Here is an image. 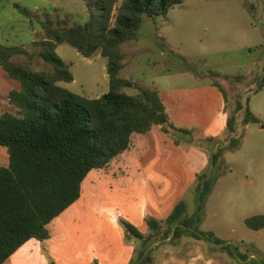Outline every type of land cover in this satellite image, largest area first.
Here are the masks:
<instances>
[{"label":"rangeland","instance_id":"1","mask_svg":"<svg viewBox=\"0 0 264 264\" xmlns=\"http://www.w3.org/2000/svg\"><path fill=\"white\" fill-rule=\"evenodd\" d=\"M16 5L32 16L20 13ZM46 17L70 26L88 19L84 0H1L0 47L36 54L34 43L45 37ZM121 51V77L158 90L171 123L193 134H165L161 127L134 134L129 151L109 168L88 175L80 200L48 226L49 240L28 242L5 264H127L142 247L129 239L123 223L148 236L147 221L166 220L181 202L192 216L198 180L205 174L214 181L201 215L202 229L264 259V229L254 232L245 224L264 215V89L257 93L264 68V0H185L166 19H145L137 39ZM56 54L74 77L63 87L89 99L109 92L107 60L100 53L88 59L63 44ZM14 61L24 63L26 58ZM42 66L38 58L33 60L34 70L42 71ZM18 89L19 82L0 68V117L13 113L8 96ZM248 101L260 123L245 126L244 111L237 107L240 102L246 108ZM232 115L234 135L227 130ZM232 137L242 139L241 146L227 152L214 169L212 153L228 146ZM208 138L215 142L207 144ZM9 164L7 149L0 147V167Z\"/></svg>","mask_w":264,"mask_h":264},{"label":"trees","instance_id":"2","mask_svg":"<svg viewBox=\"0 0 264 264\" xmlns=\"http://www.w3.org/2000/svg\"><path fill=\"white\" fill-rule=\"evenodd\" d=\"M184 1L84 0L88 19L83 23L70 26L60 18L56 22L45 18V37L34 43L36 54L22 47H0V68L20 84V89L8 96L13 113L0 117V147L7 149L10 158L8 167H0V264H5L29 241L48 240V226L79 201L88 175L110 167L129 151L134 134H147L154 127H161L165 134H193L171 123L158 90L121 77L122 46L137 39L145 19H166L169 11ZM15 7L23 15L32 16L27 9ZM63 44L88 59L97 53L107 59V94L89 99L62 86L74 81L68 64L56 54ZM18 57H25L26 62H15ZM35 58L42 62V71L32 68ZM213 86L226 100L221 84L215 81ZM263 89L264 68L257 93ZM237 111H244L245 126L260 123L251 112L249 101L246 108L238 102ZM227 130L231 135L237 133L235 115L227 119ZM212 142L214 138L206 139L207 144ZM241 144L242 139L232 137L228 146H218L211 155V166L216 169L224 155L239 149ZM213 181L208 174L199 177L197 209L192 216L187 204L181 202L166 220L147 221L148 236L123 223L129 239H135L142 247L129 264H159L162 248L177 247L185 240L202 244L208 256L223 255L237 264H264V259L250 256L213 231L202 229L201 215ZM245 224L259 232L264 229V215L250 217Z\"/></svg>","mask_w":264,"mask_h":264},{"label":"crops","instance_id":"3","mask_svg":"<svg viewBox=\"0 0 264 264\" xmlns=\"http://www.w3.org/2000/svg\"><path fill=\"white\" fill-rule=\"evenodd\" d=\"M98 171H101V170H98ZM213 232L216 233V231H213ZM216 235L219 236L217 233ZM223 240H226V239H223ZM226 241H229V240H226ZM130 242H131L130 245H132L133 240ZM135 247L136 245L134 244V247H133L134 250L137 249ZM114 260H115V257H112V260L110 261L114 263L115 262ZM129 260L130 261L127 264H129L132 261V259H129ZM158 261H159V264H237L235 261H231L223 255L208 256L206 248L202 244L193 242L191 240H185L181 243V245L177 247L162 248L160 252L158 253Z\"/></svg>","mask_w":264,"mask_h":264}]
</instances>
